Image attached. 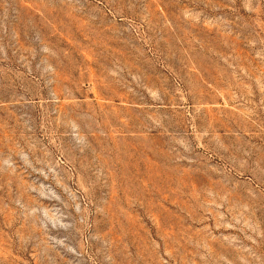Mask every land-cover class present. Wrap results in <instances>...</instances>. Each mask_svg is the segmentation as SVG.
Masks as SVG:
<instances>
[{
  "label": "rangeland",
  "instance_id": "obj_1",
  "mask_svg": "<svg viewBox=\"0 0 264 264\" xmlns=\"http://www.w3.org/2000/svg\"><path fill=\"white\" fill-rule=\"evenodd\" d=\"M0 264H264V0H0Z\"/></svg>",
  "mask_w": 264,
  "mask_h": 264
}]
</instances>
